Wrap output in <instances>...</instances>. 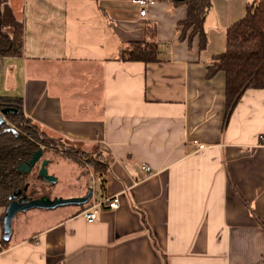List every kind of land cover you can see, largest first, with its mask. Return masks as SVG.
<instances>
[{
  "label": "crops",
  "instance_id": "1",
  "mask_svg": "<svg viewBox=\"0 0 264 264\" xmlns=\"http://www.w3.org/2000/svg\"><path fill=\"white\" fill-rule=\"evenodd\" d=\"M250 1L211 0L199 50L180 39L187 9L171 0L145 15L132 0H8L23 46L0 59L3 95L48 134L97 148L105 166L89 186L119 207L92 221L52 209L11 233L0 264H264V89H246L225 120L224 72L207 76ZM148 25L158 59L120 60Z\"/></svg>",
  "mask_w": 264,
  "mask_h": 264
},
{
  "label": "trees",
  "instance_id": "2",
  "mask_svg": "<svg viewBox=\"0 0 264 264\" xmlns=\"http://www.w3.org/2000/svg\"><path fill=\"white\" fill-rule=\"evenodd\" d=\"M186 6L187 15L180 22V39L198 37V49L207 44L204 20L211 0H171ZM148 39L132 42L119 50L118 58L123 61L151 62L158 59L154 41V27H147ZM225 49L215 54L207 66V76L217 71L225 75V120L246 89H264V0L246 3L244 14L226 29ZM23 46V22L17 17L8 0H0V59L21 55ZM16 108L5 114L14 125L0 124V206H5L18 189L28 185L26 195H42L35 187L39 176L36 170L28 173L18 171L22 162H27L33 152L43 147L44 153L57 147L61 136L50 135L40 129L22 110L20 97L0 95V109ZM68 141V140H64ZM67 157V156H66ZM68 158V157H67ZM84 208L85 205L79 206ZM2 224V218H1ZM9 240H0V251L7 247Z\"/></svg>",
  "mask_w": 264,
  "mask_h": 264
},
{
  "label": "rangeland",
  "instance_id": "3",
  "mask_svg": "<svg viewBox=\"0 0 264 264\" xmlns=\"http://www.w3.org/2000/svg\"><path fill=\"white\" fill-rule=\"evenodd\" d=\"M5 82L6 78L2 73L0 74V95L7 93ZM5 120L8 126L14 127L6 116ZM56 146L48 149L45 153L51 158L46 166L47 171L56 180L50 183L37 180L35 185L37 191L41 193L52 190V194L63 197H71L77 194L84 195L86 188L90 185L91 175H96L104 169L105 163L99 150L97 148L92 150V148L84 147L82 144L64 140L56 141ZM34 170H36V167ZM95 188L93 189L92 198L98 201L101 198L98 195V188ZM5 206H1L3 213ZM49 212L51 211L38 208L18 211L11 221L12 237L14 238L21 233L27 234L32 229L37 228L38 225L46 222L47 219L44 215ZM66 212H70L69 209Z\"/></svg>",
  "mask_w": 264,
  "mask_h": 264
},
{
  "label": "water",
  "instance_id": "4",
  "mask_svg": "<svg viewBox=\"0 0 264 264\" xmlns=\"http://www.w3.org/2000/svg\"><path fill=\"white\" fill-rule=\"evenodd\" d=\"M9 111L15 112L16 108L4 107L0 109V124L5 122L3 116ZM42 156H43V148L39 147L37 150L33 152L28 162L20 163V165L17 167L18 171L23 173L30 172L33 165H35L42 158ZM47 164H48V159L43 158L40 162L37 173L45 181L54 182L56 178L48 173L46 167ZM26 188H27V184L24 185L23 191H25ZM21 192H22L21 189H18L16 192H14L12 194L13 199H10L5 206V210L2 217V228H1L3 234L2 236L3 240L10 239L12 233L11 221L18 211H25L34 208L52 210L58 207L68 206V205H74V206L85 205L92 198L93 187L89 186L84 195H75L71 197L54 196L51 198L46 194H42L37 197H27L25 193L18 197V195Z\"/></svg>",
  "mask_w": 264,
  "mask_h": 264
},
{
  "label": "built area",
  "instance_id": "5",
  "mask_svg": "<svg viewBox=\"0 0 264 264\" xmlns=\"http://www.w3.org/2000/svg\"><path fill=\"white\" fill-rule=\"evenodd\" d=\"M139 5V14L145 15L146 14V5L152 4L155 0H132ZM199 149L204 148V144H198ZM145 170L150 171L149 166H144ZM100 207H107L110 209H116L119 207V198L117 195L104 197L98 201L91 200L86 203L85 207L81 210L82 215L87 221H92L96 217L97 211Z\"/></svg>",
  "mask_w": 264,
  "mask_h": 264
},
{
  "label": "flooded vegetation",
  "instance_id": "6",
  "mask_svg": "<svg viewBox=\"0 0 264 264\" xmlns=\"http://www.w3.org/2000/svg\"><path fill=\"white\" fill-rule=\"evenodd\" d=\"M4 117V119H5V115L3 116ZM5 123H6V120H5ZM43 148V147H42ZM48 151V150H47ZM43 158H47L48 159V163L50 162V158H48L47 157V155L44 153V151H43V156H42V158L35 164V165H33V167L31 168V170L30 171H32L33 169H35V167H36V173L38 172V168H39V165H40V162H41V160L43 159ZM28 162V161H27ZM37 175H38V173H37ZM39 176V175H38ZM38 180L39 181H41V182H47V181H45L41 176H39V178H38ZM48 183H50V182H48ZM27 188H28V185H27ZM27 188H26V190H27ZM87 189L88 188H86V191H87ZM22 190V192L18 195V197L20 196V195H22V194H26V190L25 191H23V188L21 189ZM86 193V192H85ZM42 194H46V195H48L49 197H54V196H59V195H55V194H52V190H46L45 192H43ZM52 194V195H51ZM28 197V196H27ZM11 199H13L12 197H11Z\"/></svg>",
  "mask_w": 264,
  "mask_h": 264
}]
</instances>
